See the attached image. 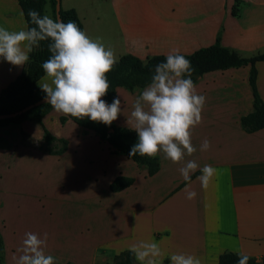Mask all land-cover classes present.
Masks as SVG:
<instances>
[{
	"label": "crops",
	"instance_id": "obj_1",
	"mask_svg": "<svg viewBox=\"0 0 264 264\" xmlns=\"http://www.w3.org/2000/svg\"><path fill=\"white\" fill-rule=\"evenodd\" d=\"M65 1L67 5L64 9L74 8L77 11L83 32L93 40L98 39L106 48L110 47L117 58L125 53L139 57L167 54L166 40L174 33V20L179 18L175 8L182 4L194 10L184 14L183 17L187 18L186 22L183 21L185 28L177 32L194 46L198 45L200 34H206L208 28L213 35L218 25L214 21L213 28L207 26V20H214V17L213 13L207 14L205 3L201 0H105L110 5L112 29L97 27L92 20L86 23L87 14L81 12L77 5L79 2ZM239 2L240 9L236 12L222 10L221 13L224 36H228V20L235 22L234 35L239 36L238 40L230 39L225 44L243 55L250 47H264V0ZM175 3L182 4L174 6ZM222 3L225 8L226 2ZM84 9L91 11L90 19L99 21L100 14L94 6L86 5ZM92 11L97 15L92 16ZM44 12L53 19L49 0H46ZM25 24L17 0H0V27L18 31L24 29ZM87 24H93V27L88 29ZM100 32H109L112 38L100 37ZM244 35L246 40L240 37ZM249 68V65H242L197 76L194 82L197 94L206 97L202 122L191 130L192 144L197 151L192 156L185 155L184 161L179 163H173L165 159L163 153H158L159 169L153 175H148L144 166H139L125 154L112 152L107 141L100 140L95 132L71 119L62 122L60 117L63 114L53 109L40 121L25 119L0 126V152L13 149L24 151L33 143L39 149L45 127L54 136L68 141L66 150L61 154L43 153L39 149L46 154L47 160H54L57 166L64 163L62 169L68 172L72 167L65 164L91 159L99 163L97 174L106 178L112 202L105 207L108 216L113 217L114 229L90 233L89 238H48L45 253L54 259L70 258L72 255L90 259L101 250L105 253L112 251L115 256L140 241H155L164 253L160 264L164 259L171 264L170 256L181 253L198 257L201 264H216L224 251L261 261L264 251V128L247 132L240 121L243 115L253 110ZM256 68L257 87L264 101V61L256 62ZM21 70L22 67L13 66L0 57V91ZM148 85L133 90L117 87V97L121 100V113L113 121L117 126L130 128L127 119L133 111L135 98ZM22 131L27 135V142ZM205 139L211 146L209 150L201 151L200 146ZM188 160H195L199 167L191 174V180L185 181L179 168ZM204 165L216 169L207 188L197 180ZM118 175L133 177L134 181L129 187L113 192L109 184ZM185 188L196 192L195 199L186 198ZM1 190L0 183V194ZM58 202L56 197H51L48 204ZM4 223L5 220L1 219L0 226H5ZM134 235L136 238H133ZM139 235L145 238H139ZM2 240L4 259L6 254L12 259L19 255L17 248L23 238L2 236Z\"/></svg>",
	"mask_w": 264,
	"mask_h": 264
},
{
	"label": "clouds",
	"instance_id": "obj_2",
	"mask_svg": "<svg viewBox=\"0 0 264 264\" xmlns=\"http://www.w3.org/2000/svg\"><path fill=\"white\" fill-rule=\"evenodd\" d=\"M31 24L18 31L0 27V57L13 66L24 67L30 54L41 42L48 41L50 57L43 62L44 75L38 87L46 94L45 103L60 114L78 119L90 118L93 122L111 125L121 113L119 96L107 104L104 97L109 90L107 74L118 63L114 51L99 40H93L81 31L76 23H64L35 10L28 13ZM191 62L178 50L167 55L166 62L155 66L150 84L137 95L127 125L138 134L129 155L154 157L163 153L173 163L184 161L197 149L192 144V129L202 122L206 97L197 94L191 76ZM204 140L201 151L210 148ZM195 160H188L179 172L185 181L198 169ZM197 180L207 188L216 173L211 165L200 169ZM186 198L193 200L195 191L185 188ZM75 194V193H73ZM47 233L41 238L27 232L14 256L15 264H54V257L45 253ZM130 251L141 264H160L164 253L155 241H140ZM171 264H201L198 257L172 254ZM249 256L240 255L238 264H248Z\"/></svg>",
	"mask_w": 264,
	"mask_h": 264
},
{
	"label": "rangeland",
	"instance_id": "obj_3",
	"mask_svg": "<svg viewBox=\"0 0 264 264\" xmlns=\"http://www.w3.org/2000/svg\"><path fill=\"white\" fill-rule=\"evenodd\" d=\"M76 1L79 2L77 5L81 12L87 14L86 23L87 20L88 22L92 20L97 27L100 25L104 29L113 28L112 20H109L111 18L109 2L105 0ZM222 2H226L225 8H223ZM201 3H205L204 9L207 14L213 13L214 20H207V26L213 28L214 21H216L218 24L216 31L211 35V29L207 28L206 34H200L197 46L186 41L184 35L180 36L181 34L177 30L185 28L183 21L186 22L187 18L183 16L191 13L194 9L186 4L175 3L174 6L182 5L175 8V11L179 13V18L174 20V33L168 35L166 40L168 55L176 50L179 53L189 54L200 47L211 45L214 43L220 27L223 28L221 41L224 45L226 42H230V39H239V36L234 35L235 22L233 20L230 22L228 20V36H224L221 13L222 10L227 13L236 12L240 9L239 0H201ZM66 5L67 2L63 0L61 7ZM86 5L94 6L97 9L96 12L100 14L99 21L90 19L91 11L84 9ZM93 15L97 14L92 11ZM90 27H93V24H87V28ZM98 35L112 38V34L109 32L106 34L100 32ZM240 37L245 40L247 38L245 35ZM248 49L244 51L243 56H251L264 51V47ZM29 146L24 151L13 149L0 152V183L2 187L0 220H5V226H0V232L3 238H24L27 232L38 234L41 238L45 233L48 238H89L90 233L114 229L113 217L108 216L105 207V204L112 202L111 193L108 190L106 178L100 177L96 172V168L99 166L97 161L86 159L73 164L67 163L65 165H70L72 170L66 172L62 169L64 163L57 166L54 160L46 159V154L41 153L35 143ZM51 197H56L59 202L54 205L48 204ZM133 238H136L135 235ZM139 238L145 237L139 235ZM114 254L112 251L105 253L101 250L90 259H79L72 255L70 258L54 259V264H61L68 260L72 264H109L112 262ZM14 263L15 260L7 254L4 259L3 250L2 264Z\"/></svg>",
	"mask_w": 264,
	"mask_h": 264
},
{
	"label": "trees",
	"instance_id": "obj_4",
	"mask_svg": "<svg viewBox=\"0 0 264 264\" xmlns=\"http://www.w3.org/2000/svg\"><path fill=\"white\" fill-rule=\"evenodd\" d=\"M27 22V27L31 28L29 10H35L41 16L45 15L44 7L46 0H17ZM53 19L56 20L55 0H49ZM59 17L64 23L74 22L79 29L83 31V24L74 8H60ZM222 27L216 33L214 43L208 46L200 47L189 54L179 53L191 62L194 72L191 76L193 82L197 76L205 72L227 69L229 67H239L249 65L248 82L253 94V110L241 117V126L247 132H254L264 128V101L261 98L257 87V68L256 62L264 61V51L255 53L251 56H243L237 51L224 45L221 41ZM48 41L41 42L38 49L30 54L29 62L22 67L17 77L10 81L0 91V113L16 112L30 103L43 98L46 94L38 87L37 80L44 74L42 64L50 57L48 51ZM168 55V54H167ZM166 54H149L144 58H140L131 53H125L118 58L112 71L107 74L109 81V90L102 97L107 104H111L114 98H117V87H124L133 90L134 88L144 87L150 84L154 75L155 66L161 62H166ZM51 106L42 103L34 106L21 114H17L9 118H0V126L10 123H18L25 119H36L38 121L51 110ZM71 119L77 125L95 132L100 140L107 141L114 153L125 154L139 166H144L148 175L155 174L159 169L158 154L154 157L130 156L132 146L138 142V134L128 128L117 126L114 122L105 125L100 122H93L90 118L78 119L71 116L62 115L60 120L64 122ZM44 133L38 147L43 153L61 154L66 148L68 141L65 138H58L43 127ZM23 138L27 142V135L22 131ZM133 177L118 175L109 184V189L113 192L123 190L133 183ZM131 249V248H130ZM125 249L116 254L109 264H139L130 251ZM239 253L232 251H224L218 257L216 264H238ZM3 263V240L0 233V264ZM64 264H72L66 262ZM163 264H167V260H163ZM248 264H264V251L261 261L249 256Z\"/></svg>",
	"mask_w": 264,
	"mask_h": 264
},
{
	"label": "water",
	"instance_id": "obj_5",
	"mask_svg": "<svg viewBox=\"0 0 264 264\" xmlns=\"http://www.w3.org/2000/svg\"><path fill=\"white\" fill-rule=\"evenodd\" d=\"M60 2H61V0H55V11H56L57 19H59V20H61L60 17H59V10L61 8ZM42 103H45L44 97L36 100L33 103L28 104L27 106L23 107L22 109H20V110H18L16 112L0 113V118L13 117V116H15L17 114H21V113L25 112L26 110H28V109H30V108H32L34 106H37L39 104H42Z\"/></svg>",
	"mask_w": 264,
	"mask_h": 264
}]
</instances>
